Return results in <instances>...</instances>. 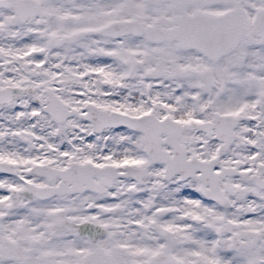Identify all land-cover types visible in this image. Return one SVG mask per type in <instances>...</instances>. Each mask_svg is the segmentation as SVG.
<instances>
[{"label":"snow or ice","instance_id":"6c2138e0","mask_svg":"<svg viewBox=\"0 0 264 264\" xmlns=\"http://www.w3.org/2000/svg\"><path fill=\"white\" fill-rule=\"evenodd\" d=\"M0 264H264V0H0Z\"/></svg>","mask_w":264,"mask_h":264}]
</instances>
